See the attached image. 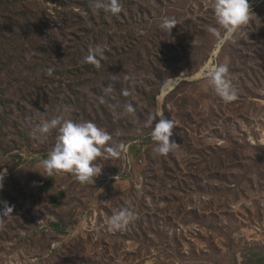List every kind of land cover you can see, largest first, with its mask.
<instances>
[{
    "label": "rangeland",
    "instance_id": "obj_1",
    "mask_svg": "<svg viewBox=\"0 0 264 264\" xmlns=\"http://www.w3.org/2000/svg\"><path fill=\"white\" fill-rule=\"evenodd\" d=\"M95 3L0 0V264H264V0L223 43L213 0ZM97 45L99 67L83 61ZM208 64L227 66L234 101ZM158 113L175 124L165 155ZM60 115L110 137L89 182L46 176L57 130L35 129ZM124 208L130 222L108 231Z\"/></svg>",
    "mask_w": 264,
    "mask_h": 264
},
{
    "label": "clouds",
    "instance_id": "obj_2",
    "mask_svg": "<svg viewBox=\"0 0 264 264\" xmlns=\"http://www.w3.org/2000/svg\"><path fill=\"white\" fill-rule=\"evenodd\" d=\"M96 8L111 12L113 15L121 11L119 0H96ZM212 9L216 23L223 29L221 34L216 28L210 27L208 30L223 43L226 40L233 39L237 29L244 25L249 19L250 3L249 0H213ZM176 25L173 18H165L160 24L163 31H171ZM105 49L99 45L89 47L87 55L83 57L85 63H91L99 67V59L103 57ZM50 71V69L48 70ZM205 78L208 80L213 91L225 103L236 99V90L227 78L228 68L222 64H208L202 69ZM111 90L110 86L104 89L105 92ZM127 95V93H124ZM128 112H132L131 105L127 106ZM63 112H70V108H64ZM156 117H161L151 131V138L157 143L156 151L161 154H167L171 149L177 146L175 141H171L173 120L163 118V113H158L155 117L149 116L152 122ZM51 129L57 130L56 141L46 159L42 161L48 177H52L54 172L67 171L72 173L80 183L89 182L96 177L101 168L97 167L93 161L101 156V147L106 145L110 137L108 133L93 122H78L72 119H65L63 115L57 116L51 120L41 121L35 131L40 134H47ZM124 146L119 145L115 148L108 147L104 153L109 157H115ZM44 175V174H43ZM10 207L5 205L0 214H6ZM132 219V212L124 208L115 212L106 221L108 231L122 229Z\"/></svg>",
    "mask_w": 264,
    "mask_h": 264
},
{
    "label": "bare ground",
    "instance_id": "obj_3",
    "mask_svg": "<svg viewBox=\"0 0 264 264\" xmlns=\"http://www.w3.org/2000/svg\"><path fill=\"white\" fill-rule=\"evenodd\" d=\"M166 92V91H165Z\"/></svg>",
    "mask_w": 264,
    "mask_h": 264
}]
</instances>
